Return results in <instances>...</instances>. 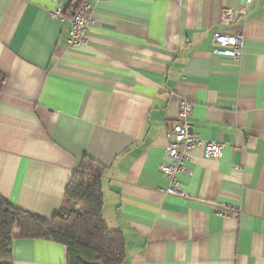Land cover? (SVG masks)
<instances>
[{"label":"crops","instance_id":"obj_1","mask_svg":"<svg viewBox=\"0 0 264 264\" xmlns=\"http://www.w3.org/2000/svg\"><path fill=\"white\" fill-rule=\"evenodd\" d=\"M55 7L0 0V201L50 220L91 159L121 264H264V0L93 1L74 49ZM214 33L242 36L238 62L211 52ZM182 100L190 134L223 145L190 151L184 197L159 170ZM13 237L12 264H66L63 245Z\"/></svg>","mask_w":264,"mask_h":264},{"label":"trees","instance_id":"obj_2","mask_svg":"<svg viewBox=\"0 0 264 264\" xmlns=\"http://www.w3.org/2000/svg\"><path fill=\"white\" fill-rule=\"evenodd\" d=\"M65 14L70 16L82 0ZM4 78L0 74V90ZM101 168L85 159L72 175L63 203L46 220L0 201V264H12L13 229L18 238L47 239L66 247V264H121L125 242L118 230L107 228L102 213Z\"/></svg>","mask_w":264,"mask_h":264},{"label":"built area","instance_id":"obj_3","mask_svg":"<svg viewBox=\"0 0 264 264\" xmlns=\"http://www.w3.org/2000/svg\"><path fill=\"white\" fill-rule=\"evenodd\" d=\"M56 7L49 11V17L58 21H68V48L74 49L85 42V31L90 22V11L93 1L82 0L74 9L70 16L65 14L64 0H53ZM254 0H245V5ZM241 14L244 11H240ZM236 11L225 7L221 11V21L231 24L235 19ZM242 36L240 34L227 35L224 33H214L212 35V50L214 55L230 58L238 62L242 54ZM193 105L187 100H182L178 107L177 120L171 125L166 135L170 143L165 148L164 154L170 159L169 163H162L159 166L160 172L169 180L167 193L184 197L185 194L178 187L177 176L186 172L189 153L196 147L203 148V157L206 159H219L222 154V143L210 141L202 143L193 137L188 129L187 119L192 112ZM177 148H180L178 150ZM221 215H223L221 213Z\"/></svg>","mask_w":264,"mask_h":264}]
</instances>
